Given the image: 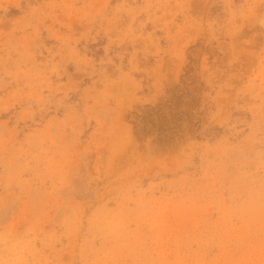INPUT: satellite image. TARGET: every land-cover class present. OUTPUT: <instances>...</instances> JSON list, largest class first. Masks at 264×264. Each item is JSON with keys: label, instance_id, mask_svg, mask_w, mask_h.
Returning <instances> with one entry per match:
<instances>
[{"label": "rangeland", "instance_id": "rangeland-1", "mask_svg": "<svg viewBox=\"0 0 264 264\" xmlns=\"http://www.w3.org/2000/svg\"><path fill=\"white\" fill-rule=\"evenodd\" d=\"M0 264H264V0H0Z\"/></svg>", "mask_w": 264, "mask_h": 264}]
</instances>
